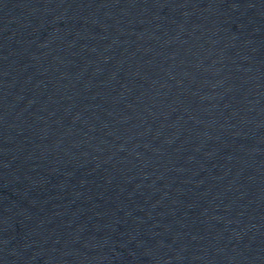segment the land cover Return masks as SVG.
<instances>
[{
    "label": "water",
    "instance_id": "1",
    "mask_svg": "<svg viewBox=\"0 0 264 264\" xmlns=\"http://www.w3.org/2000/svg\"><path fill=\"white\" fill-rule=\"evenodd\" d=\"M184 0H0V264H105Z\"/></svg>",
    "mask_w": 264,
    "mask_h": 264
}]
</instances>
